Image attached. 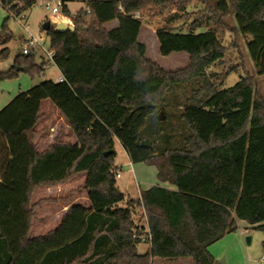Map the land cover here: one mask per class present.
<instances>
[{"label":"trees","instance_id":"trees-1","mask_svg":"<svg viewBox=\"0 0 264 264\" xmlns=\"http://www.w3.org/2000/svg\"><path fill=\"white\" fill-rule=\"evenodd\" d=\"M36 2L0 5L19 14ZM194 2L218 29L248 38V55L264 76V0H89L74 14L64 2L76 31H46L53 60L37 63L34 50L0 72V81L18 76L19 69L34 77L52 62L64 78L19 93L0 111V264H152L154 258L222 264L209 246L239 230V221L264 234V100L254 77L246 73L224 89L227 76L209 80L208 69L225 55L217 28L198 34L154 29L159 58L181 53L175 57L187 59L177 69L148 55L147 26L138 16L175 6L184 12ZM8 55L4 48L0 60ZM194 79L204 84L181 113L189 129L183 145L159 153L142 143L140 130L150 114L161 112L166 91ZM44 100L64 116L74 143L57 136L44 151L37 149ZM116 141L131 162L154 163L168 187L141 190L120 207L125 194L117 184L116 152L105 155ZM81 174L90 204L71 205L55 229L31 237L35 190ZM137 208L144 223L135 220ZM146 234L150 247L140 253Z\"/></svg>","mask_w":264,"mask_h":264},{"label":"rangeland","instance_id":"rangeland-1","mask_svg":"<svg viewBox=\"0 0 264 264\" xmlns=\"http://www.w3.org/2000/svg\"><path fill=\"white\" fill-rule=\"evenodd\" d=\"M88 1L64 0L72 14L80 9H86ZM48 2L51 3L52 7L57 4V0H37L34 6L23 12L26 18L22 20V23L49 50V39L42 26L47 20L55 22L54 17L64 15V13L63 7H59L58 13H53L51 9H47L45 5ZM200 9L203 11L199 12ZM23 15L16 17L13 12L10 13L0 5V51L4 48L9 49L8 57L0 60V72L8 71L14 64L17 55L22 54V38L28 37V33L19 23ZM138 17L146 24H143V29L147 26L148 31L144 33V38L149 43L148 55L166 69H177L185 65L187 59L183 56L175 57L181 55V53H173L172 55L175 56L170 59L161 57V55L159 58L157 46L154 44V29L169 27L183 33L195 32L198 34L217 28L219 38L225 47V55L208 69L209 80L218 83L220 79H225L227 76L222 88H230L235 86L240 78L248 73L254 77L258 94L264 100V76L257 75L255 66L248 55L246 49L248 38L235 32L218 29L215 22L212 21L211 15L201 4L194 2L184 12L175 6L169 7L162 14L139 15ZM226 22L231 28L235 27L234 17H229ZM72 24H74L73 21ZM43 57L45 56L42 50L38 48L36 50V62L40 64ZM59 76L60 71L52 62L47 65L42 74H37L34 77L19 69L18 76L0 81V111L19 93L26 92L44 81L56 80ZM203 84L202 79H194L185 83H178L167 90L159 105L162 108L161 112L156 111L150 114L140 130L142 143L154 146L159 153L167 149L181 147L184 138L189 134L188 127L181 119V113L186 104L192 102L193 95ZM41 109L43 117L37 125L39 136L36 139V146L39 151H43L47 147L48 141L54 136L53 133L57 134L53 128L60 132L62 136H68L66 121L63 120L61 113L51 101L45 100ZM161 113L164 119L158 120L157 117ZM75 139V136H72L70 141L75 142ZM115 152V167L121 169V176L117 177V184L125 194V199L119 203V206L126 208L129 200L137 199L140 196L141 190L162 183L158 180V169L154 163L131 162L119 141L115 143ZM85 179L86 174H81L74 177L67 184L62 185V187H38L35 190L32 201L37 207L30 230L31 237L43 236L56 228L59 223L56 214L58 213V216L61 214L63 205L67 202L65 198L72 195L69 200L70 203L74 200L80 204H90L83 189ZM141 216L142 209L137 208L135 220L144 223ZM238 224L239 230L225 235L210 245L209 251L218 261L221 262L224 259L226 264H264L260 260L264 254L262 247L263 232L249 228V225L244 221H239ZM237 234L239 239L235 237ZM246 237H251L250 243L246 241ZM148 248L147 243H140L138 246L139 252H145ZM155 264L171 263L156 260ZM191 264H193L192 260Z\"/></svg>","mask_w":264,"mask_h":264},{"label":"built area","instance_id":"built-area-1","mask_svg":"<svg viewBox=\"0 0 264 264\" xmlns=\"http://www.w3.org/2000/svg\"><path fill=\"white\" fill-rule=\"evenodd\" d=\"M64 4V1L63 0H57V4L55 6H51V3L48 2L46 3L45 7L47 9H51L53 13H58L59 12V7H62ZM23 15V12L22 13H19V14H15L16 17H19ZM26 18L25 15H23L21 17V20L19 21L20 25H22V27L25 29V31L28 33V37H23V40H22V53L23 54H30L32 53L34 50H37L38 48H40L45 56V58L49 61H52L53 60V57H54V53L48 49H46L40 42V40L35 37L29 30H28V27L22 23V20H24ZM67 23V22H65ZM68 24H72V20L69 21ZM64 78L62 76H60L58 78V81H63ZM121 176V169H118L117 172H116V177H120ZM151 237L149 234H146L142 237V242L144 241H150ZM262 263H264V254L262 255L261 259Z\"/></svg>","mask_w":264,"mask_h":264},{"label":"crops","instance_id":"crops-1","mask_svg":"<svg viewBox=\"0 0 264 264\" xmlns=\"http://www.w3.org/2000/svg\"><path fill=\"white\" fill-rule=\"evenodd\" d=\"M66 6L68 7V4L66 3ZM69 9V8H68ZM68 19V22H67V24L69 23V21H71V18L70 17H67L66 15H59V16H56V17H54V21L55 22H61V21H63V22H65L64 21V19ZM22 40H23V38H22ZM60 77V76H59ZM58 77V78H59ZM56 80H58V79H56ZM45 101V100H44ZM43 101V102H44ZM43 102H42V105H43ZM57 109V108H56ZM42 110V109H41ZM58 110V109H57ZM59 111V110H58ZM62 115V114H61ZM62 117H63V120L64 121H66V119L64 118V116L62 115ZM66 132H67V134H68V136H62V134H60V132H57L56 130H55V128H53L54 129V132L55 133H57V134H52V135H54V136H52L51 137V139L48 141V144L46 145L47 147L54 141V139L58 136V137H60L62 140H66V141H69V142H71V143H74V142H72V141H70V139H71V137L72 136H74V134H73V132H72V130L70 129V127L68 126V124H67V121H66ZM75 141H76V139H75ZM35 144H36V141H35ZM37 147V146H36ZM46 147V148H47ZM46 148H44L43 149V151L46 149ZM118 170V169H117ZM71 181V180H70ZM68 183V182H67ZM67 183H65V184H67ZM65 184H61V185H58V186H54V188H59L60 186L62 187V185H65ZM159 185H161V186H164V187H168L166 184H159ZM119 187V186H118ZM148 188H150V187H148ZM147 188V189H148ZM140 197V196H139ZM86 199H88V198H86ZM77 203V201H71V203L70 202H66L64 205H63V209H62V212H61V214H59V216H58V213L56 214L57 215V220L59 221V223L61 222V219H62V216L67 212V210L69 209V207L71 206V205H73V204H76ZM59 223H58V225H59ZM57 225V226H58ZM56 226V227H57ZM235 237H237V239H239V236H238V234L235 236ZM250 238V241H251V237H249ZM142 243H147L148 245H149V247H150V244L147 242V241H144V242H142ZM250 243V242H249ZM149 250V248L147 249V251ZM139 251V250H138ZM147 251H145V252H147ZM145 252H140V253H145ZM161 261V260H164V261H169L171 264H184V263H186V264H191V259L190 258H180V259H160V258H154L153 260H152V264H155V261ZM193 263V262H192Z\"/></svg>","mask_w":264,"mask_h":264},{"label":"water","instance_id":"water-1","mask_svg":"<svg viewBox=\"0 0 264 264\" xmlns=\"http://www.w3.org/2000/svg\"><path fill=\"white\" fill-rule=\"evenodd\" d=\"M43 30L45 31H49L51 28L55 29L56 31H71V32H75V26L73 24H67L63 21L61 22H51L50 20H47L44 22L43 26H42ZM158 120H162L164 119L163 114L161 113L158 117ZM110 153H115V150H111L105 153V155H109ZM246 241L249 243L250 242V238L246 237ZM222 264H226V261L223 259L221 261Z\"/></svg>","mask_w":264,"mask_h":264}]
</instances>
